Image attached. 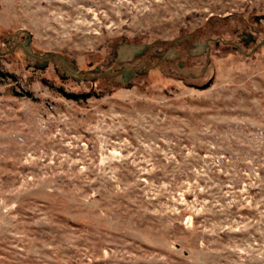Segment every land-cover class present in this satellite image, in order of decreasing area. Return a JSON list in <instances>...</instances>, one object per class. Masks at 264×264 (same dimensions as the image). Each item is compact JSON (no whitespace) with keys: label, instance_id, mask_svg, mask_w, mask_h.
I'll return each instance as SVG.
<instances>
[{"label":"rangeland","instance_id":"rangeland-1","mask_svg":"<svg viewBox=\"0 0 264 264\" xmlns=\"http://www.w3.org/2000/svg\"><path fill=\"white\" fill-rule=\"evenodd\" d=\"M259 15L264 0H0V264H264ZM187 36L218 44L121 84L6 52L28 38L86 76Z\"/></svg>","mask_w":264,"mask_h":264},{"label":"flooded vegetation","instance_id":"flooded-vegetation-1","mask_svg":"<svg viewBox=\"0 0 264 264\" xmlns=\"http://www.w3.org/2000/svg\"><path fill=\"white\" fill-rule=\"evenodd\" d=\"M247 34H252V33L242 32L240 34L239 42L241 44H243L242 39L244 37H246ZM252 36H253V34H252ZM207 40H208V45H205ZM212 41L216 45L218 44V42L214 38H207L203 42H200V40L197 37L193 38L192 36H187L184 39L180 38V39H176L174 41H171L170 43H168L166 45L165 50H163V51L161 49H158L155 44H148V45H145L144 47H142L141 45H136V46L131 45L136 50L137 55L141 56V60L139 62V65L137 67L132 66L130 64H123L120 66H116V65L115 66H107L106 70H109L110 72H114L115 74L112 76H107L106 79H108L109 81H112L114 83L121 84V82L116 81L115 78L119 75H124L127 72V70L124 69L126 66H131L132 69L135 70L134 75H136V73L138 71L145 69V60H147V59H149V61H152L153 62L152 67H156V68L157 67L160 68L162 66V64L165 63L166 61L168 63L170 62V65H172L173 62H177L176 65L179 68H181L184 66V62L181 60L182 55H185L186 57H197V56H201V55L205 54L206 58L208 60L207 52L209 49L210 42H212ZM199 43L202 45H205V46L200 47ZM253 43H255V42L250 41L248 45L253 44ZM235 45H239V44H236V43L232 44V46L234 48H236ZM248 45H246V46H248ZM91 74L90 75L93 78L95 76H98V73H95V72H91ZM86 76H88V75H86Z\"/></svg>","mask_w":264,"mask_h":264},{"label":"water","instance_id":"water-1","mask_svg":"<svg viewBox=\"0 0 264 264\" xmlns=\"http://www.w3.org/2000/svg\"><path fill=\"white\" fill-rule=\"evenodd\" d=\"M255 19L257 21L261 20V19L264 20V15H259V16L255 17ZM250 41L255 42V38L252 36V34H247V36L242 39V43L244 46L248 45ZM263 44H264V38H262L260 41H258L253 46L252 50L260 47ZM205 45H208V40L206 41ZM205 45H202L199 43L200 47H204ZM16 46H19L25 55H27V56L35 59V60H44L42 63V66H45L51 57H56L61 62V65L63 66V68L71 75L72 78L76 79L77 82H80L81 80H84V79H92L93 78L91 75H88V76L80 75L78 73V67L76 66V64H74V62L69 63L64 58V56L60 53L46 52L45 54H39V53L32 52L31 49L29 48V39L28 38L24 39V41L22 43L14 44L6 52L12 51ZM235 46H236V49L240 50L239 45H235ZM124 69L127 70V72L124 75L117 76L115 78L116 81L121 82V83H125V82H129L132 79V77L134 76L135 70L132 69L131 66H126ZM92 71L95 73H98L99 77H107V76H112L115 74L114 72H110L109 70L100 72L99 67L93 68Z\"/></svg>","mask_w":264,"mask_h":264},{"label":"trees","instance_id":"trees-1","mask_svg":"<svg viewBox=\"0 0 264 264\" xmlns=\"http://www.w3.org/2000/svg\"><path fill=\"white\" fill-rule=\"evenodd\" d=\"M8 39H4V43H8ZM100 72H102V70H100ZM0 75L1 76H13L9 73H6V72H3L2 70H0ZM99 77V76H97ZM58 91H60L66 98H70V99H74V100H86L87 98H89L92 94L91 92H86V93H81V94H76V93H68V92H65L63 91L62 88H58L57 89ZM28 96L29 93H26Z\"/></svg>","mask_w":264,"mask_h":264}]
</instances>
